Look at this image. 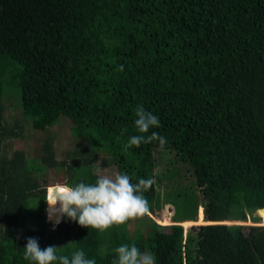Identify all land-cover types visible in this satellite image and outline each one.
I'll return each instance as SVG.
<instances>
[{
    "label": "trees",
    "instance_id": "16d2710c",
    "mask_svg": "<svg viewBox=\"0 0 264 264\" xmlns=\"http://www.w3.org/2000/svg\"><path fill=\"white\" fill-rule=\"evenodd\" d=\"M7 106L19 112L11 126ZM138 106L160 126L139 133ZM59 115L84 141L66 159L55 160L48 139L38 156L0 152V264H32L28 238L69 258L83 250L96 264H113L122 244L156 264H264V225L241 224L258 220L256 210L264 219V0H0V144L20 138L25 120ZM151 132L166 137L163 148L124 150L129 137ZM154 150L174 152L191 171L202 201L188 214L157 193V179L171 176L155 175ZM99 163L134 184L154 178L148 213L167 205L182 222L162 232L145 214L98 232L65 217L51 229L37 175L67 169L64 184L95 183ZM198 205L208 224L183 236L181 225L204 223L201 207L187 220ZM169 214L157 222L169 224ZM131 221L146 227L129 231Z\"/></svg>",
    "mask_w": 264,
    "mask_h": 264
},
{
    "label": "clouds",
    "instance_id": "9594fccd",
    "mask_svg": "<svg viewBox=\"0 0 264 264\" xmlns=\"http://www.w3.org/2000/svg\"><path fill=\"white\" fill-rule=\"evenodd\" d=\"M120 70H123L122 66ZM135 116V128L141 134H147L150 129L160 126L159 118L146 111L143 106L137 107ZM154 141H158L160 148L167 143L166 137L157 132H151L150 135H132L124 145V150L139 148L142 144ZM154 183V178H140L134 184L126 173L107 174L106 169L100 168L95 183L79 182L74 186L56 184L45 199L48 204V220L53 222L50 228H55L66 217L81 227L105 232L114 226L119 227L130 220L141 218L149 211L144 193ZM57 204L58 214L54 216L52 210ZM24 249L23 258L32 264H96L94 259L86 257L83 250L74 251L71 258L58 255L55 246L41 250L36 238H28ZM114 251L116 259L113 264H156L153 253L141 252L135 244H122Z\"/></svg>",
    "mask_w": 264,
    "mask_h": 264
},
{
    "label": "rangeland",
    "instance_id": "374dc122",
    "mask_svg": "<svg viewBox=\"0 0 264 264\" xmlns=\"http://www.w3.org/2000/svg\"><path fill=\"white\" fill-rule=\"evenodd\" d=\"M17 95H14L16 98ZM17 99V98H16ZM10 105V102L6 103ZM2 116L6 121V124L11 126V123L19 117V112L16 107L12 110L7 106V108L2 110ZM34 121V120H33ZM29 122L27 120L23 121V128L21 130L22 136L20 138L9 137L8 140L0 144V152L5 153L10 157L13 150H22L26 157L38 156L41 153V146L45 139L51 141L54 149V158L57 162L66 159V155H69L72 151H75L79 145L84 141L71 133L73 125L71 122L64 116L59 115L56 121H50L49 119L37 117L34 122ZM41 125V126H40ZM43 125V126H42ZM77 134V133H75ZM154 156L157 158V165L155 168V175L162 176L169 175L171 177L165 178L163 180H158L156 182V191L164 199V201L170 202L174 209L175 214L186 215L189 213V203L197 202L201 204V193L198 188L193 184V176L191 171L187 169L186 165L181 162L177 163L174 159V152L167 150H154ZM99 156L97 161H100ZM102 163V162H101ZM97 164L94 167L95 172L98 174V169H106L107 174L117 172L113 165L106 164ZM69 172L67 169H46L37 175L39 182L42 184L45 182V199L48 195L51 194L53 186L56 184H64V182L69 178ZM193 196V197H192ZM192 200V201H191ZM47 203L45 201V209ZM167 205H163L160 209L155 211V213H147L155 223L159 225V231L167 232L170 229V224H173L172 217L169 219V224H161L157 222L156 218H160L162 213L168 210ZM201 207L202 218L204 223H192L187 226H182L183 233H186L190 229H195L197 225L208 224V220L205 219L203 214V206L198 205L195 211L194 219L188 218L187 220L195 221L197 217L198 208ZM170 212V210H169ZM255 215L259 217L258 220H250L247 218V221L241 223L244 225V232L248 230L247 226L252 225H264V219L261 218L259 212L256 210ZM169 216V215H168ZM172 216V215H171ZM175 217V215L173 216ZM145 218V217H144ZM47 220V219H46ZM141 220V218L139 219ZM49 221V220H47ZM143 221V220H142ZM185 221V220H183ZM52 223V221H50ZM177 222V223H181ZM213 223V221H209ZM215 223V222H214ZM223 224H231L230 221H226ZM53 224V223H52ZM143 224V223H142ZM179 225V224H178ZM146 227L145 224L141 225L138 222L129 223V231L134 229L142 230ZM195 227V228H194ZM196 230V229H195ZM185 234H183L184 236Z\"/></svg>",
    "mask_w": 264,
    "mask_h": 264
},
{
    "label": "water",
    "instance_id": "95a60500",
    "mask_svg": "<svg viewBox=\"0 0 264 264\" xmlns=\"http://www.w3.org/2000/svg\"><path fill=\"white\" fill-rule=\"evenodd\" d=\"M167 208H168V211L170 210V214H169V216H168L169 219H170V218L172 217L171 215H172L173 210H172V208L169 207V206H168ZM263 211H264V209H263ZM168 217H167V218H168ZM170 221H171V220H170ZM173 224H175V223H173Z\"/></svg>",
    "mask_w": 264,
    "mask_h": 264
},
{
    "label": "bare ground",
    "instance_id": "6f19581e",
    "mask_svg": "<svg viewBox=\"0 0 264 264\" xmlns=\"http://www.w3.org/2000/svg\"><path fill=\"white\" fill-rule=\"evenodd\" d=\"M56 207L59 208V205L57 204ZM55 209H56V208H55ZM55 209L53 210V215H54V216H55V214H56V213H55ZM52 223H53V222H52Z\"/></svg>",
    "mask_w": 264,
    "mask_h": 264
}]
</instances>
